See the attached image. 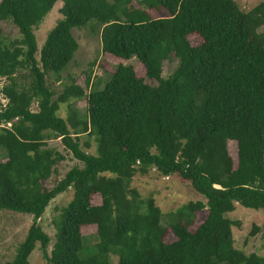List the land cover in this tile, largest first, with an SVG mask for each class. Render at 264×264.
<instances>
[{
    "label": "trees",
    "instance_id": "1",
    "mask_svg": "<svg viewBox=\"0 0 264 264\" xmlns=\"http://www.w3.org/2000/svg\"><path fill=\"white\" fill-rule=\"evenodd\" d=\"M57 2L62 18L37 60L34 30ZM5 20L19 38L0 32V79L8 81L1 90L0 210L32 216L6 264H29L37 244L46 264H264V256L234 248L235 224L227 217L236 205L264 210V1L244 12L234 0H0ZM89 24L103 53L135 58L157 85L119 64L102 88L87 77V94L73 81L54 100L46 76L66 69L79 47L72 31ZM173 59L175 69L163 78ZM20 69L28 71L27 84L16 79ZM82 98L86 113L78 117L71 103ZM60 104H67L66 119L58 116ZM81 135L95 142V154ZM55 139L82 166L48 189L44 183L64 159L47 146ZM228 142L236 144V166ZM152 169L189 183L205 202L164 216L152 198L130 188L135 175ZM68 189L73 196L53 221L48 253L51 239L39 220ZM201 211L206 217L192 232ZM90 225L97 241L84 253L81 229ZM167 229L171 243L163 240Z\"/></svg>",
    "mask_w": 264,
    "mask_h": 264
},
{
    "label": "rangeland",
    "instance_id": "2",
    "mask_svg": "<svg viewBox=\"0 0 264 264\" xmlns=\"http://www.w3.org/2000/svg\"><path fill=\"white\" fill-rule=\"evenodd\" d=\"M238 7L247 12L264 0H234ZM62 6L61 2H57L49 14L43 19L41 24L35 28L34 33L37 41L38 52L36 54L39 60V51L47 37L48 32L55 26L57 21L62 18L59 10ZM152 17H158V13L150 11ZM0 32L4 39L14 40L19 38L17 28L10 20L0 21ZM259 32H264V26L259 29ZM72 35L77 41L79 47L76 51L73 60L69 63L66 69L59 75L48 73L46 83L48 88L55 94L54 100L60 96L65 88L75 84L81 87L87 94L89 88L86 86V78L90 77L91 82H99V87L102 88L109 77V74L114 71L117 65H131L134 68L136 75L143 78L149 85L156 86L157 82L147 80L145 70L142 64L135 58L127 61L119 60L101 51V43L99 33L93 30L91 24L82 28L74 29ZM191 45L196 46L200 43V39L195 36H189ZM176 60H170L164 63L162 77L167 78L176 67ZM16 79L19 83L27 84L29 82L28 71L20 69L16 74ZM8 83L5 79H0V96L4 85ZM0 102V106H1ZM72 106L77 110L78 117L85 116L86 100L85 98L72 101ZM31 110H37L35 102L31 105ZM76 115V116H77ZM58 116L66 119L68 116L67 104H60ZM89 140L90 148L87 150L90 154L96 153V144L93 140L88 139L86 135L80 136V142L83 143ZM49 148L58 151L64 159L54 167V172L51 178L44 183V187L51 189L63 176L73 167H81V163L72 158V156L64 149L59 139L47 141ZM228 151L236 166V144L228 142ZM3 160L0 154V162ZM130 188L136 189L140 197L144 200L152 198L155 205L160 209L162 214L166 216L170 212L177 210L182 205L188 202L202 201L205 199L194 188L186 182L181 181L177 176H169L168 179L161 176L156 170L152 169L147 175H135L131 180ZM73 190L68 189L62 194H59L48 205L44 214L39 220V225L42 230L51 239L50 246L47 249L49 253L54 242L55 229L53 225L54 219L58 216L60 209L65 207L72 199ZM93 205H100L101 198L99 195H93L91 200ZM206 217V212L201 211L196 214L194 225L190 228L192 232L203 222ZM227 217L234 222L232 227L233 246L234 248L244 252L245 254L256 253L259 256H264V210H251L242 206L236 205L234 212L227 214ZM32 223V216L18 214L10 211L0 210V264L10 262L19 244L24 240L27 231ZM162 224H167V219L163 217ZM254 231L255 235L250 236ZM84 238V253L90 252L97 241L96 227L93 225L84 226L81 229ZM163 240L167 243L175 241V237L169 229L166 230ZM116 262V258H112ZM29 264H46L43 255L40 251L39 244L29 257Z\"/></svg>",
    "mask_w": 264,
    "mask_h": 264
},
{
    "label": "built area",
    "instance_id": "3",
    "mask_svg": "<svg viewBox=\"0 0 264 264\" xmlns=\"http://www.w3.org/2000/svg\"><path fill=\"white\" fill-rule=\"evenodd\" d=\"M0 102L2 103L1 106H0V109L5 108L6 103H7V100L5 99V97L3 96V94H1V96H0ZM7 126L9 127L10 124H7ZM165 179H168V178H165Z\"/></svg>",
    "mask_w": 264,
    "mask_h": 264
}]
</instances>
